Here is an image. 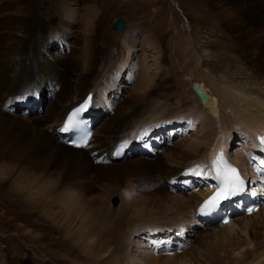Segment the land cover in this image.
I'll return each instance as SVG.
<instances>
[{"label": "rangeland", "instance_id": "1", "mask_svg": "<svg viewBox=\"0 0 264 264\" xmlns=\"http://www.w3.org/2000/svg\"><path fill=\"white\" fill-rule=\"evenodd\" d=\"M208 2L209 0H0V77L6 76V81L10 80L13 67L28 57L29 46L32 43L37 45L38 51H31L30 55L35 54L37 55V58L44 59L46 58V53H50L54 59L57 58L49 64L50 66L47 65V68L52 70L50 71L51 74L57 73L54 70L60 72L61 77L59 84L61 90L63 85L68 84L66 83L68 79L76 82V75L78 74L76 72L82 70L78 66L75 72L68 73L66 67H64L65 69H62L59 64H66V57L71 53L78 54L77 60L80 61V64L86 63L83 60V56L86 55V53L92 52L95 48L93 54L96 57V63L94 64L95 80L92 81L91 86H88L89 91L93 89L94 92L91 91L88 95L90 96L92 93L95 95L96 90L101 87V91L106 92L105 97L109 99L108 101L110 103H106L102 106L98 105V107L96 105L94 106L100 109L103 117L100 119L101 112H97L98 117L93 118L94 123L91 126V133L93 134L94 130L97 132L96 127L101 125L103 132H106L105 134L113 137L116 123L118 124L121 120L119 113H121L124 108L130 106L131 98L137 93V88L144 78L147 79L153 75L151 76L153 79L151 77L149 78L150 80L148 79L150 85L149 90L151 91L150 95L152 97H154V95H157V97L160 98H164L165 96L168 98L176 97V94L174 93H171L169 96L167 94L170 91L169 86L172 84V80L173 84L177 83L176 85L179 87L180 85L185 86L181 88V91L183 89L189 91L194 88L193 82L191 81L192 78L189 77L188 74L194 72V65L196 64V59L194 58H197V54H199V49L197 50L198 47L194 42V38H196V33L194 32L195 27H197V30L200 33L198 40L200 44L199 42H196L199 46H202L208 51L206 54L207 56L204 55L201 59L197 60H199L200 63L203 62L207 67H209L208 65L216 67L221 66L220 60L218 59L224 55L226 49L224 50L220 47V44L213 43L209 31L203 28L202 23H200L201 21H199V18L203 16L202 8H200V6ZM91 11L94 12L96 16L92 23L94 30L92 28V31L89 32L84 27H81V20L82 16ZM72 17H74L75 20H71ZM118 20H122L125 24L127 32L124 34H122V31L118 32L114 29V24ZM22 25L32 26L33 29L31 28L32 31L30 32V29L27 33V30L23 29ZM35 36L37 38L33 39ZM43 36L48 41L52 42V46L47 52L39 47V41L41 38H44ZM62 36L63 38L68 36V44H65V42L61 40ZM76 36L79 37L80 40V45L78 46L76 45V41H74L77 38ZM17 39L23 41L28 40L27 45H24L22 50L19 48ZM177 43L179 45H177ZM60 46H62L67 52L61 58H58L63 53ZM12 48H16V51L13 52ZM181 53H183V55ZM29 58L30 57L27 58V61ZM124 60H126V66H122L121 62ZM205 60H208L209 63H206ZM40 63H42V61H40ZM127 63L128 65L131 63L130 65L133 67L132 74H130L129 78L127 74ZM152 63H156L157 65H152ZM63 71L67 74H64ZM163 72L164 74L166 73L165 76H161L163 75ZM115 75L118 77L114 78ZM144 75H146L147 78ZM214 82L217 83V80H214ZM69 85L72 84L69 83ZM153 86L156 87L154 88ZM55 87L56 89L54 88V91H57L59 88L58 86ZM32 88L35 89V86H32ZM46 89L48 90V86L44 88L42 92L46 91ZM166 90H168V92ZM158 93H161L160 96ZM9 98L10 97H7L5 100H8ZM52 99V94L50 93L44 102L41 101L42 108L40 107V109L35 112L36 116L33 119L29 117L31 109H27V115H21L19 118L20 110L15 113L10 112L9 114L4 111L6 102L0 104V111L2 110L5 114L10 115L11 118L15 116L14 124H12V119H6L8 127L2 125L0 132V183L5 182L4 188H2L0 184V264H72L74 258L77 263L83 261L81 251H78L77 254L74 250L71 253L68 252L67 249L70 250L71 246L68 248L63 247L66 243L65 240V243L63 242L59 244V241H61V234L52 229L53 227L50 225L51 223L41 211H32L28 209L30 208L28 207L30 204L29 202V204L26 202L25 205L18 201L12 190L17 185H22V187L26 185L24 183L19 185V176L24 175V177H27L29 181L37 187L39 186L38 184H41L40 186L44 188L43 183L50 185L49 190L51 191V194H47L44 197V202L48 203L45 204L44 211L51 210L49 207H53L54 213L58 219L61 218V214L64 217L69 215L67 218L69 219V223H72L73 226L78 225L80 222L84 224L89 223L90 225H88L91 226L90 230L93 233H99L97 236L102 238L105 237V240L111 232V230L107 228L109 225L108 217L110 216L109 214L108 216L107 213H109V211L111 212L110 218H113L114 216L116 220L120 217V213L117 211L122 209L125 204L131 203L132 198L142 200V202H150V200H156L159 197V182L156 181V179L159 178L157 177V174L155 175L156 179H150L147 169L143 166H139V161H141L140 157H142V155L145 156H143V158H148L147 148L150 145H148L147 141H144V139L139 144V151L137 150L140 157L131 156L120 158L109 163H106L101 157L94 158L95 153H93V148L99 147L98 150H103L105 148L98 146L97 143L94 142L95 139H100L99 135L96 136L95 134H93L94 137L92 139L94 145L91 143L90 148L86 150L89 151V154L92 157L91 161L84 150H82V156H84L86 162L68 160L66 159L67 156L64 154L49 149L47 144L51 139L53 140L52 136L56 134V126H59L58 123L54 124L51 121H45L44 119L48 117L46 111L53 106L52 104L49 105V103L52 102L49 100ZM94 102L101 104L99 98L95 101L94 97V101L92 100L91 103L94 105ZM172 103L177 106L175 101H172ZM54 104H56V102ZM171 107L168 108V111L170 109L169 112H174L176 109L182 112L185 111L186 108L187 112L190 111L191 113V111H193V105L191 106L190 104L188 107L187 105L177 106L175 107L176 109ZM92 108L93 106L91 107V110ZM92 116H95V114ZM95 119H99V121H96L95 123ZM25 122L28 123L26 124ZM166 123H169V121ZM103 125L105 127H103ZM18 126L25 129L22 128L23 130L20 131L21 128L20 130L17 129L19 128ZM46 126H49V129ZM163 126L166 129L158 128L155 132L162 133L161 137H157V139H162L164 141L169 138V140L165 141V146L162 145V147L159 146L158 148H155V150L152 151L153 153L151 156L156 157L152 160H157L158 157H160V159L165 162L166 156H170L171 153H174L172 147L180 142V140L189 137L190 133L193 132V129H186L185 132L182 130L178 132L180 128L176 129L179 126H176L174 123L163 124ZM146 127L147 126H142L140 130H144ZM3 128L4 131H2ZM173 128L174 130L176 129L178 133L176 138L173 134L170 135L168 133V131ZM148 130L152 131L153 128ZM149 134H151V132ZM29 142H31V144H29ZM41 142L44 143L42 144ZM240 146L241 145L238 147L232 146V149H230V155L233 156L234 153L241 148ZM162 149L164 150L165 155L161 154V151H163ZM100 152L98 151L100 156H102L101 154L104 153V151L102 153ZM202 155L203 153H201L199 159H197L198 163L200 162V166L205 163L207 165L206 158ZM187 161H184L186 162L184 166H191V164H194L190 162V160L189 162ZM257 161H254L251 164L255 166ZM112 164L114 166L113 168L107 167ZM195 165L198 166L196 163ZM244 172L245 174H243V177L246 178L248 175L252 177L249 179V185H251L255 175L252 174L253 172L251 174H247V171ZM200 173L203 174L202 171H200ZM192 176L193 174L191 170L187 169L186 171H182V177L177 181L173 180V187L169 186L170 182L168 183V186L172 189L177 185L186 187L187 190L182 191V194L186 198L192 194L197 196L199 192L201 193V191L204 190L206 192L207 190L212 191V187H209L212 183L211 178L206 180L202 179L203 175H200L199 178ZM148 179H150V182ZM194 182L195 184H193ZM256 183L257 182L253 183V185ZM17 188L18 187H16V189ZM36 191H38V189L34 187V192ZM112 198H115L117 201L114 206L111 205ZM73 200L76 202L73 204H77V206L82 208L84 212H79L77 209L78 207L68 209L69 212L64 210L63 207L68 206L67 204L73 202ZM199 200L203 199L199 197ZM66 201L70 202L67 203ZM187 202H190V200ZM192 204L194 205V203ZM59 209L60 212H57L56 210L59 211ZM84 213L86 214L85 217L83 215ZM106 216L107 218H105ZM257 216L250 220L249 223L251 226L255 227L256 231H259L261 222L264 221V212H261V214ZM92 217H94V219ZM86 218L90 220H87ZM242 218V215H235L231 216L229 221L241 220ZM101 219H103V221ZM179 219L180 217H178L176 221ZM55 223L58 224V220H55ZM101 223L105 224V226ZM191 225H194L192 229H185V231L188 232V241L184 240L181 246L178 247L176 243L169 249H166L162 245L155 246L156 251L151 253L149 250H146L148 253H145L144 256H137L138 253L136 252L135 259H139L140 262L138 263L137 261V263L134 262V264L210 263L206 251L203 250V248L198 247V243L200 242L198 239L202 240L200 244L205 241L201 238L205 226L203 227L202 220L196 215L194 216ZM219 226V224H210L212 230H216ZM101 232L103 234H101ZM155 233L156 232H151V235ZM171 233L172 231H170V234ZM189 234H191L192 237H189ZM240 235L242 236V234ZM132 242L133 239L131 237L130 244H132ZM119 243H121V241H119ZM146 246L151 248L148 243H146ZM176 247L178 250H176ZM62 249L64 250L62 251ZM255 250L256 249L253 248L252 252H255ZM174 253L178 255H174L170 258ZM74 255L77 256L74 257ZM125 256L126 255H121L122 264H126L124 261ZM172 258L175 259L172 260Z\"/></svg>", "mask_w": 264, "mask_h": 264}, {"label": "bare ground", "instance_id": "2", "mask_svg": "<svg viewBox=\"0 0 264 264\" xmlns=\"http://www.w3.org/2000/svg\"><path fill=\"white\" fill-rule=\"evenodd\" d=\"M200 8H202L203 16L199 18V21H201L200 23H202L203 28L209 31L213 43L220 44V47H222L224 50L226 49L224 55L218 59L220 60L221 66L216 67L213 65H208L209 67H207V65H204L202 61V63H200V61L197 60L201 59L204 55L207 56L206 54L208 51L202 46L198 45L197 42H199L198 40L200 33L197 30V27H195L194 32L196 33V38H193L196 46L198 47L197 50L199 49V54H197V58H194L196 59L193 72L194 74L188 72L189 77L192 78L191 81L193 82L194 88L190 90L188 89L189 91H185L184 89V91H181V88L184 85H180L179 87L176 85L177 83L173 84L172 80V84L169 86L170 91H166L168 92V96L171 95V93H174L176 94V97L168 98L165 96L164 98H160L157 97V95L152 97L150 95L151 91L149 90L150 85L148 81L153 75H151L149 78L144 75L147 79H141L143 81L139 84L137 93L132 96L130 106L128 108H124L121 113L118 112L120 114L121 120L118 124L116 123L114 136L112 137L105 134L106 132H103L101 125L96 127L97 132L96 130L93 132V134L96 136L99 135L100 137V139H95L94 142L100 147H105L103 150H98L99 147L93 148V153H95L94 158L101 157L106 163L116 161V159L120 157L119 156L117 158L114 155L116 147L120 144H123V155L121 158L131 156L140 157L139 152H137V150L139 151V144L143 141V139L144 141H147V144L150 145L147 148L148 158L145 159L143 158L144 155H142V157H140L141 161H139V166H143L147 169L150 179L154 180L155 175L157 174L159 179H155L157 182H159L158 199H152L150 202H142V200H136L135 198H132L131 203L125 204L122 209L117 211L120 213V217L117 218V216L116 220L114 216V219L110 218L111 212L109 211V213H107V215H110H108L109 225L107 228H109L111 232L105 240V237L102 238L97 236L99 233L96 234L90 230L91 226H89V223L88 225L87 223L84 224L80 222L78 225L73 226L72 223H69V219L67 218L69 215L64 217L61 214V218L58 219L54 213L53 207H49L51 210L44 211L45 204L47 203L44 202V197L47 194H51V191L49 190L50 185L43 183L44 188L40 186L41 184H38L40 187H37L36 185L32 184V182H30L27 177H24V175L18 177V180H20L19 185L22 183L26 184L24 187H22V185H17V189L14 186L15 188L12 190L18 201L21 202V204L29 202L30 204L28 203V207L30 208L28 209L32 211H41L44 214L46 219L51 223L50 225H52V229L54 231H58L61 234V241H59V244L63 243L65 240L66 243L64 242L65 246L63 247L68 248L71 246L70 250L67 249L68 252L71 253L74 250V252L77 254L78 251H81L83 257L82 262L84 263H77L75 258H72V264H122L121 255H126L124 258L126 264H131L132 262V264H134V262H140L139 259H135L136 252L138 253L137 256H144L145 253H148L146 250H149L151 253L156 251L155 246L162 245L166 249H169L173 247V244L175 243L179 247L182 245L184 240L188 241V232H186L185 229H192L194 226L191 225L193 218L197 213L200 212L199 208L201 203L205 198H207L211 191L207 190L206 192L204 190L201 191V193L199 192L197 196L192 194L186 198L182 194V191L187 190L186 187L177 185L174 189H172L169 186L173 187V180L177 181L180 177H182V171L189 169L191 172L192 170H196L198 172L202 171V179L208 180L211 178L212 183L209 185V187H212L211 189L213 190L215 185L213 184V175L210 173L209 165H211L215 157V153L218 150L224 151L225 155L229 157L231 163L238 167V173L244 180L246 187L252 186L253 183L257 182L255 176L253 177V181L251 180L252 184L249 185V179L251 176L248 175L245 178L243 177V174H245L244 171H247V174H251L253 172V168L256 166H253L251 163L257 160L259 161L260 159H264V151L261 150V146L257 142V140L262 137V134L264 133V0H209L208 3L203 4L200 6ZM95 16L96 15L94 12H87L84 16H82V20L80 19L82 22L81 27H84L89 32H91L93 28L92 23L95 19ZM71 20H75V18L72 17ZM122 23L123 29L121 31L122 34H124L127 31L123 21ZM22 28L26 29L27 33L31 28L33 29L32 26L28 25H22ZM36 36L33 39H36ZM67 37L63 38L62 36L61 38L65 44H68ZM17 41L19 43V48L22 50L24 45H27L28 40L23 41L17 39ZM74 41H76L77 46L80 45L79 37H77ZM51 43V41H48L44 37L40 39L39 47L43 51L47 52L52 46ZM178 43L177 45H179ZM60 49L63 53L58 58H61L67 52L62 46H60ZM94 49L92 52L86 53V55L83 56V60L86 63H81L82 65L80 64V61L77 60V53L69 54L66 57V64H59L60 68L62 69L66 67V71H68V73L75 72L78 66L82 70H77L78 72L76 73L78 74L76 75V82L68 79L66 82L68 84L63 85L61 90L59 84L61 77L60 72L54 70L57 73L51 74L50 71L52 70L47 68V65L51 64L52 61L56 60L57 58L54 59L50 53H46V58L44 59L37 58V55L35 54L30 55L31 51H38L37 45L32 43L29 46V53L27 55L30 57L29 60L27 61L28 57L25 59L22 58L23 60L13 67L10 80L8 79L9 81H6V76L0 77V104L2 102H6L5 106L3 103L4 111L9 114L10 112L15 113L20 110L19 118L21 115H27V109H31V114H29V117L32 119L35 118V112L40 109L41 101L44 102L46 97L49 96L50 93L52 94L53 99L49 100L52 102L48 103L49 105L52 104L53 106H51L46 111L48 117L43 118L45 121L49 120L54 124L58 123L59 126H56V134L52 136L53 140L51 139L50 141L51 145L50 142L47 145L49 146L48 148L52 149L54 152L62 153L67 156L66 159L68 160L86 162L84 160V156H82V150H84L91 161L92 157L89 154V151L86 150L90 148L92 139L94 137L93 134H91L90 139L84 149H72L66 146L63 142L64 136L62 134V127L68 113L76 106L81 105L83 100H87L88 106L86 113L83 115V119H85L88 123H94L93 118L98 117L97 112L100 111L99 108L94 106L96 105L98 107V105L102 106L106 103H110L108 101L109 99L105 97L106 92L101 91L102 88L100 86V88L96 90L95 95L93 93L90 96L88 95L91 91H93V89L89 91L88 86H91L92 81L95 80L94 64L96 63V57L93 55ZM12 51L15 52L16 48H12ZM181 54L183 55V53ZM40 61H42V63H40ZM125 61L126 60L121 62L122 66H126ZM205 61L206 63H209L208 60ZM130 64L131 63L128 65L127 63L128 78L130 74H132L131 72L133 68ZM153 64L157 65L156 63H152V65ZM63 72L64 74L66 73L65 71ZM165 75L166 73L164 74L163 72V75L161 76ZM116 77L118 76L115 75L114 78ZM214 80H217V83H215L216 81L214 82ZM69 83L72 85H69ZM32 86H35V89H33ZM47 86L48 90L46 89V91L42 92V90H44V88ZM55 86H58L59 88L57 91H54V88L56 89ZM153 87L155 88L156 86ZM160 94L158 93L159 96ZM201 94H203V96ZM7 97L10 98L5 100ZM94 97L95 101L97 98H99L101 104L94 102L93 105L91 102L92 100L94 101ZM172 101H175L177 106L187 105L188 107L189 104L191 106L193 105V111H191V113L190 111L187 112L186 108L185 111L180 112L175 108L177 106L173 105ZM55 102L56 104H54ZM92 106L93 108L91 110ZM171 106L176 109H174V112H169L170 109L168 111V108ZM94 114L95 116H92ZM102 117L103 116L101 112L100 119H102ZM14 118L15 116L11 118L10 115L5 114L1 110L0 132L2 125L8 127L6 124V119H12V124H14ZM96 121H99V119H95V123ZM167 121H169V123H166ZM170 123H174L176 126H179L176 128H180L178 132L181 130L185 132L186 129H193V132L190 133L189 137L180 140V142L172 147L174 149V153H171L170 156L167 155L165 162L162 161V159H160L158 156L157 160H152L156 157L151 156L150 151L155 150V148H158L159 146H165V141L169 140V138L164 141L162 139L158 140L157 137H161L162 133L155 132L158 128L166 129L164 128L163 124L166 125ZM142 126H147L148 128L146 127L144 130H140ZM46 127L49 129V126ZM103 127L105 126L103 125ZM20 128L21 126L17 129L20 130ZM22 128L20 131L25 129ZM152 128V131L148 130ZM176 129L174 130L173 128L168 131V133L170 135L173 134L175 138L178 134ZM2 131H4V128ZM150 132L151 134H149ZM29 144H31V142H29ZM239 145H241V148H239L238 151L236 150L237 152L235 151L236 153H234V155L232 154L233 156H231L230 149H232V146L238 147ZM98 151H101L100 153L104 151V153L101 154L103 157L100 156ZM119 151L120 149L116 150L117 153ZM201 153H203L206 158V162H208V172L206 163L202 164V166L199 165L200 162L198 163L197 159H199ZM161 154L165 155L164 150L161 151ZM189 160L194 164H191V166H184V164H186L184 161L189 162ZM195 163L198 166H196ZM107 167L113 168L114 166L112 164L110 166L108 165ZM199 176L193 175L192 177L199 178ZM150 179H148L149 182ZM169 182L170 184L168 186ZM0 184L2 188L5 187V182ZM193 184H195V182ZM34 187L37 188L38 191L34 192ZM199 197H201L203 200H199ZM188 200H190V202H187ZM73 203L76 202L73 200V202L67 204L68 206L64 205L66 207H61H63L65 211H68V209L73 207H78L77 204ZM192 203H194V205ZM234 203L235 201L233 200L227 201L223 212L227 213L228 206ZM77 209L79 212H84V210L80 207ZM56 211L60 212V209L59 211ZM261 212H264V206H262L260 209L258 208L255 213L249 216H242L243 218L241 220L229 221V219L228 223L220 225L216 230L211 229L210 223L205 224L202 222L203 227H205L201 238H203L205 241L200 244L202 240L198 239V241H200L198 243V247H201L206 251L207 257L210 260V263L207 264H264V221L261 222L259 231H256L255 227L251 226L249 223L250 220L261 214ZM83 215L84 217L86 216L85 213ZM178 217H180V219L176 221ZM92 218L94 219V217ZM105 218H107V216ZM103 219L101 220L103 221ZM55 220H58V224L55 223ZM102 225L105 226V224ZM170 231H172L171 234ZM151 232L156 233L151 235ZM101 234L103 233L101 232ZM240 234H242V236ZM131 237L133 239L132 244H130ZM189 237H192V235L189 234ZM119 241H121V243H119ZM146 243H148L151 248L147 247ZM253 248L256 249L255 252H252ZM63 250L64 249H62V251ZM176 250H178V248ZM174 255L178 254L174 253L170 256V258ZM76 256L77 255H74V257ZM174 259L175 258H172V260Z\"/></svg>", "mask_w": 264, "mask_h": 264}, {"label": "snow or ice", "instance_id": "3", "mask_svg": "<svg viewBox=\"0 0 264 264\" xmlns=\"http://www.w3.org/2000/svg\"><path fill=\"white\" fill-rule=\"evenodd\" d=\"M203 96V94H201ZM91 99V98H89ZM87 103L80 108H77L68 118L67 123H65V129H69L73 126L76 117L87 108ZM261 150L264 151V137L259 138ZM86 143V141H85ZM76 147H81V144L75 145ZM221 158L218 157L217 160L219 161ZM213 171L216 173L215 178L217 180V188L216 191L212 196L206 199L203 204L200 206V213L202 215H211L215 213L221 205L226 202L230 201L233 197H237L241 194L245 193V182L241 178L240 174L235 168L231 166L224 165L223 168L218 167L214 163ZM193 175H201L200 172L196 170H192ZM253 196L256 195L255 192L252 193ZM248 213L251 214L256 211L255 208H248ZM224 223H228L227 220Z\"/></svg>", "mask_w": 264, "mask_h": 264}, {"label": "water", "instance_id": "4", "mask_svg": "<svg viewBox=\"0 0 264 264\" xmlns=\"http://www.w3.org/2000/svg\"><path fill=\"white\" fill-rule=\"evenodd\" d=\"M114 29L116 31H118V32L121 31L123 29V23H122V21L119 20V21L115 22ZM115 203H116V199L115 198H112L111 199V205L114 206Z\"/></svg>", "mask_w": 264, "mask_h": 264}]
</instances>
